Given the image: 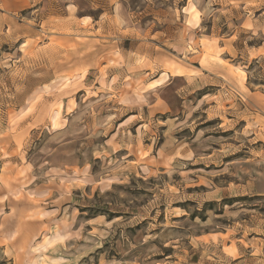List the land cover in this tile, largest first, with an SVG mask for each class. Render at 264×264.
Returning <instances> with one entry per match:
<instances>
[{"label": "rangeland", "instance_id": "374dc122", "mask_svg": "<svg viewBox=\"0 0 264 264\" xmlns=\"http://www.w3.org/2000/svg\"><path fill=\"white\" fill-rule=\"evenodd\" d=\"M0 264H264V0H0Z\"/></svg>", "mask_w": 264, "mask_h": 264}]
</instances>
